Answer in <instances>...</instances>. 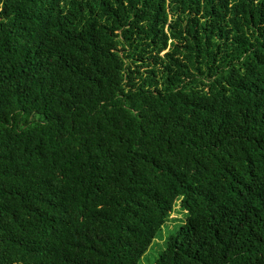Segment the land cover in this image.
I'll return each instance as SVG.
<instances>
[{
    "label": "trees",
    "instance_id": "1",
    "mask_svg": "<svg viewBox=\"0 0 264 264\" xmlns=\"http://www.w3.org/2000/svg\"><path fill=\"white\" fill-rule=\"evenodd\" d=\"M264 264V0H0V264Z\"/></svg>",
    "mask_w": 264,
    "mask_h": 264
},
{
    "label": "rangeland",
    "instance_id": "2",
    "mask_svg": "<svg viewBox=\"0 0 264 264\" xmlns=\"http://www.w3.org/2000/svg\"><path fill=\"white\" fill-rule=\"evenodd\" d=\"M185 219V209H183L179 202H177L173 208L172 213L167 218L166 223L161 229V232L156 237L152 245L148 248L146 253L142 256L139 264H151L156 259L159 251L165 245L167 234L177 226L181 221Z\"/></svg>",
    "mask_w": 264,
    "mask_h": 264
}]
</instances>
